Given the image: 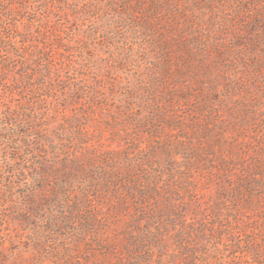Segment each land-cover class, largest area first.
<instances>
[{
    "label": "rangeland",
    "instance_id": "1",
    "mask_svg": "<svg viewBox=\"0 0 264 264\" xmlns=\"http://www.w3.org/2000/svg\"><path fill=\"white\" fill-rule=\"evenodd\" d=\"M0 264H264V0H0Z\"/></svg>",
    "mask_w": 264,
    "mask_h": 264
}]
</instances>
